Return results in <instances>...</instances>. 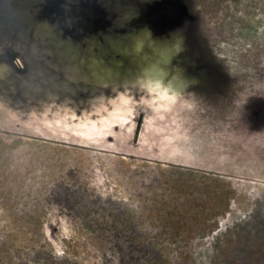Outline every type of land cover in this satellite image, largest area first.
I'll use <instances>...</instances> for the list:
<instances>
[{
	"label": "flooded vegetation",
	"instance_id": "obj_1",
	"mask_svg": "<svg viewBox=\"0 0 264 264\" xmlns=\"http://www.w3.org/2000/svg\"><path fill=\"white\" fill-rule=\"evenodd\" d=\"M196 1L191 0L193 20L163 39L180 36L176 45H183V51L172 60L180 74L170 78L168 87H151L175 95L163 108L161 123L169 124L178 110L189 109L193 101L202 102L198 104L201 117L194 119L200 124L190 132L177 130L183 154L153 151L148 155L145 151L141 156L134 149L122 152L100 142L74 143L0 132V233L16 234L14 240L0 236V264H264V217L244 219L248 206L244 198L235 211H231L233 198L224 200L226 206L212 204L213 218L205 232L197 233L189 225L198 210L192 202L199 195L194 185H188L187 172L207 173L224 183L249 179L253 193L264 190V79L258 78L264 76L263 56L260 52L253 55L243 85L233 90L232 76L213 50L206 48L211 29L194 9ZM199 1L224 5L220 0ZM242 1L264 19V0L239 3ZM121 18L120 27L135 15ZM67 24L70 28L71 22ZM189 29L193 42L188 39ZM148 31L128 34L125 41L136 35L147 38ZM115 36L114 42L121 39L119 34ZM99 44L94 50L100 54L90 47L88 53H107V47ZM110 48L131 55L132 63L144 61L133 50ZM146 114L144 108L134 114L132 143L150 130ZM223 126L230 145V140L215 143L225 136ZM197 145L203 153L206 147L213 161L214 153H220L216 163L222 167L224 161L235 162L227 165L234 174L195 165ZM228 156L234 159L228 160ZM202 159L198 162L203 163ZM229 212L237 217L225 219Z\"/></svg>",
	"mask_w": 264,
	"mask_h": 264
},
{
	"label": "water",
	"instance_id": "obj_2",
	"mask_svg": "<svg viewBox=\"0 0 264 264\" xmlns=\"http://www.w3.org/2000/svg\"><path fill=\"white\" fill-rule=\"evenodd\" d=\"M191 10V0H0V132L143 156L153 131L132 143L134 114L144 108L147 124L161 122L175 95L147 90L142 68L151 59L132 63L108 39L148 29L163 40L193 20ZM130 13L135 18L120 27ZM92 38L107 53L89 54Z\"/></svg>",
	"mask_w": 264,
	"mask_h": 264
},
{
	"label": "rangeland",
	"instance_id": "obj_3",
	"mask_svg": "<svg viewBox=\"0 0 264 264\" xmlns=\"http://www.w3.org/2000/svg\"><path fill=\"white\" fill-rule=\"evenodd\" d=\"M221 1L224 4L223 6H218L217 4L208 6L204 1L197 0L194 4V9H196L198 13L206 18L207 22H205L204 26H210L209 28L211 29V33H208L211 41L208 43L209 46L206 48L213 50L211 52H213V55H215L216 58L220 61L219 63L221 64V66H223V68L226 69L232 76V79L230 81L231 88L237 89V87H241L243 85L244 77L246 74L245 71H247V69H251V64L254 63L252 62L253 55L260 52L264 59V19H260V16L258 14H254V11L248 9L246 7L248 6V3L245 1H242L240 3L239 0H220V2ZM212 7L215 10L214 12L211 10ZM210 23H212V25ZM243 25L245 28L243 27ZM175 37H173L174 40L170 44L161 45L157 43L154 46L155 50L159 51L163 49L165 51V49H169L172 47L175 48L174 45L177 46V40H179L180 36H177L176 39ZM137 38L143 40L146 46H150L148 37L146 38L142 35H136L134 37L132 36L128 41L118 40L117 42H114V39L110 40L113 42L111 44L112 46H116L118 50L126 51L124 49L126 47V44L133 41L131 42V45L133 47L134 41ZM93 43L97 44L99 42L97 39L92 38V40L88 42V47L94 46L95 44ZM202 43H204V45L206 46L204 40L202 41ZM147 51L148 49L146 47L145 53H147ZM223 53H225V55L221 56ZM227 54L228 56H226ZM141 57H143L144 60L152 59V57L148 54H143V56ZM261 65V69L264 70V62H262ZM172 67H175V64ZM175 68H178V66ZM258 78L261 81L264 79V76ZM149 88L151 89V87ZM199 103L202 102L193 101L190 104L189 109H185L184 107L181 109V111L178 110V112L175 113L176 116H173V119L170 120L169 124L165 122L161 123L163 121L161 120V122H155L154 124L150 125V130L153 131V134L149 132L151 135L149 139L146 136L148 147L145 150L148 155H152L153 151L155 152L154 154L164 153L168 156H172V154L174 153H178V155L183 154L181 153L182 151H180L183 146L179 147L178 144V132H190L191 128L200 124V120L197 122H195L194 120L195 118L199 119L198 117H201L199 110L200 106H198ZM177 113L180 114L178 115ZM223 128L225 130L226 127L223 126ZM226 133H228L227 130L224 131V138L215 143L220 144L219 142L221 140H230L228 142L230 145L231 139L230 137H228V135H226ZM188 139L189 138H187V141L189 142ZM194 148L198 153V156H195L194 158L198 160H195V163L192 161V163H194L195 165L207 166L209 168L208 171L217 172L220 170L225 172L228 171L231 174H234V171L232 173V168L230 166H227L235 164V162H232V160L228 161V164L225 161L223 162V164L221 163V165L225 166V168H223L224 166L222 167L216 163L219 159L218 156H220V153L219 155L217 153H214V155L217 156L214 157L215 161H213L210 156L211 152L206 150V147H203V149H205L207 153H203V151L201 152L202 149L199 148L198 145ZM120 150L122 152H127L123 151L122 149ZM209 150H211V147H209ZM199 157L203 158V163L198 162ZM227 159H234V157L228 156ZM187 174H189L188 180L190 181L188 185H194L199 195L197 197V202H192L193 206H195V209L198 208V210H196L195 214H193L194 217L191 219V222H189V225H191L190 228L193 230H197V233L205 232L209 229V221L211 218H213V215L209 211V207L212 204H217L218 202L223 203L224 206H226L227 202L225 201H229L230 198H233L231 203L234 204H231V211H235L236 207L240 205V203H242L244 198L248 206L245 208V215H241H243V218H246L247 221L249 219H252L253 217L256 218L259 215L264 217V190H262L261 192H259L258 190L253 193V191L250 190V184H248L250 183L249 179H244V182H241L239 178H233L237 180H229V182L226 181L224 183L217 177L208 176L207 173L187 172L186 175ZM187 203H190V201H188ZM256 208L258 209L256 210ZM219 217H221V215H219ZM231 217H237L235 215V212L225 216V219H231ZM218 225L219 223H217V227ZM1 235H4L9 239L12 238L13 240L16 237L15 233H0V236Z\"/></svg>",
	"mask_w": 264,
	"mask_h": 264
},
{
	"label": "clouds",
	"instance_id": "obj_4",
	"mask_svg": "<svg viewBox=\"0 0 264 264\" xmlns=\"http://www.w3.org/2000/svg\"><path fill=\"white\" fill-rule=\"evenodd\" d=\"M148 34L150 46H146L144 41L139 38H137L133 44V51L136 54H148L152 57V59L142 68L141 83L146 87H168L171 84L170 78L180 74V70L172 68L171 65L172 60L179 56V54L183 51V45H174L176 50L172 54H167L163 49L156 51L154 46L157 43L161 45L170 44L172 43L175 35H173L171 39L157 40L152 37L150 31H148ZM146 47L148 49L147 53H145Z\"/></svg>",
	"mask_w": 264,
	"mask_h": 264
},
{
	"label": "trees",
	"instance_id": "obj_5",
	"mask_svg": "<svg viewBox=\"0 0 264 264\" xmlns=\"http://www.w3.org/2000/svg\"><path fill=\"white\" fill-rule=\"evenodd\" d=\"M111 46H112V45H111ZM94 47H95V45L92 46V47H90V48L93 49ZM113 47L117 49L116 46H113ZM124 49H127V50H133V47H132L131 44H126V47H125ZM92 52H93V51H92Z\"/></svg>",
	"mask_w": 264,
	"mask_h": 264
}]
</instances>
